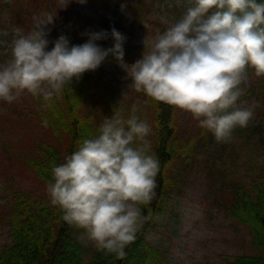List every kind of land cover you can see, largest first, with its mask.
<instances>
[{
    "label": "clouds",
    "instance_id": "1",
    "mask_svg": "<svg viewBox=\"0 0 264 264\" xmlns=\"http://www.w3.org/2000/svg\"><path fill=\"white\" fill-rule=\"evenodd\" d=\"M53 22V16L37 18L26 34L16 29L10 44L4 42L9 58L0 63V100L12 103L27 93L48 102L112 56L131 80L129 88L191 113L218 143L229 142L233 130L246 127L253 116L252 108L237 102L247 68L264 76V2L193 0L174 23L163 19L168 27L162 33L144 38L149 51L130 65L124 61L126 37L114 27L110 33H83L88 40L80 45L70 46L61 35L49 50L47 26ZM109 36L112 47L98 46ZM151 131L134 114L125 119L114 113L98 135L50 168L46 193L61 219L118 260L151 219L141 209L156 196L159 160L149 154Z\"/></svg>",
    "mask_w": 264,
    "mask_h": 264
},
{
    "label": "trees",
    "instance_id": "2",
    "mask_svg": "<svg viewBox=\"0 0 264 264\" xmlns=\"http://www.w3.org/2000/svg\"><path fill=\"white\" fill-rule=\"evenodd\" d=\"M154 6V0L127 1L131 30L138 25L147 34H153L156 29L162 33L167 28L154 16ZM41 12L54 17L52 39L47 37L49 50L61 35L68 38L70 46L87 42L88 36L82 34L95 26L93 19L68 11L57 0H0V30L10 26L11 30L16 28L26 34L33 27L34 16ZM113 15L102 17L99 28L108 31L115 28L110 21ZM98 46L107 48L103 44ZM133 50L126 47L124 58L131 59ZM136 50L141 57L143 51H148L144 46ZM8 58L6 54L2 63ZM107 62L116 60L109 56L101 65ZM246 75L248 89L240 100L253 99L251 105L244 106L252 108L253 116L246 127L237 126L226 143L216 142L214 135L201 127L197 131H182L179 118L185 111L134 89L125 106L128 107L117 109L111 82L104 76L95 78L88 71L78 81L74 78L71 85H66L48 102L27 93L12 103L0 100V110L5 112L0 114V148L9 154L10 161L22 159L26 168L46 185L51 178V166L63 163L64 157L83 140L98 135L103 121L117 112L125 119L134 114L149 124L152 129L146 137L151 145L149 154L159 160L156 196L151 203L141 205L142 213L150 214L151 219L137 233L135 242L125 249L127 255L123 260L95 247L84 257L85 247L80 240L84 230L64 222L62 212L51 205L49 198L12 189V178L0 183V189L10 191L5 206L9 241L1 246L0 264H168L162 251L145 237L166 212L170 194L182 184L180 172L173 167L192 163L200 153L206 157L205 166L210 164L206 173L222 186L221 211L247 229L256 250L253 254H223V264H264V76L257 77L250 67ZM45 103L47 107L43 106ZM16 141L20 150L12 147ZM243 151L249 152L246 168L237 161Z\"/></svg>",
    "mask_w": 264,
    "mask_h": 264
},
{
    "label": "rangeland",
    "instance_id": "3",
    "mask_svg": "<svg viewBox=\"0 0 264 264\" xmlns=\"http://www.w3.org/2000/svg\"><path fill=\"white\" fill-rule=\"evenodd\" d=\"M127 1L84 0L83 2V0H57L68 11L93 19L95 26L89 32L106 31L110 33L111 30H102L99 27L102 17H109L113 13L114 15L110 21L115 25V29L126 37L123 45L124 49L126 47L134 48L132 51L133 57L131 59L124 58L125 63L130 65L142 58L136 48L144 46L142 43L144 38L146 36L155 37L159 30L156 29L155 33L147 34L138 25L131 30V17L127 14L126 8ZM154 1V16L159 18L163 24H165L163 19H167L169 23H174L181 18L193 2V0ZM47 16L50 15L41 12L34 16V20ZM165 25L168 27V24ZM52 26L53 24L47 26L51 29L48 35L50 40L52 39ZM14 30L16 28L11 30L10 26L0 30V63L6 55L7 45L4 42L7 41L10 44ZM97 43L110 48L113 46L114 41L109 36L108 39L99 40ZM146 50L149 51L148 48ZM88 72L95 78L104 76L106 80L111 82L115 91L117 109L124 108L130 102L132 88L128 86L131 80L127 78L126 72L117 62H107L95 71ZM247 82L246 75L245 83L241 85L244 92L248 89ZM252 103L253 99L251 97L237 102L238 106L242 107ZM4 113V110L1 109L0 114ZM189 115V112L185 111L184 116L181 119L179 118L181 130H199V122ZM12 147L16 150L21 149L17 141ZM247 155H249V152L243 151L237 160L244 168H246L248 161ZM8 157L9 154L3 148H0V183L5 180L10 181L9 178H12V189L31 191L33 196L39 195L43 198H49L46 193V184L39 181L26 168V163L19 158H16V161H10ZM204 159H206L205 155L200 153L196 154L195 160L188 165L175 164L173 170L180 172L182 184L178 191L170 194L166 212L146 234L145 239L152 246L162 251L168 264H223L221 257L223 254L256 253L255 248L251 245V238L247 229L228 218L221 211L219 190L222 186L220 187L212 176L206 173L210 164L205 166ZM212 174L214 175L215 172ZM9 192L0 189V249L3 244L9 241L5 220V206L9 199ZM182 221L185 228L183 233L181 230ZM80 240L85 247L84 257H88L95 246L83 234L80 235Z\"/></svg>",
    "mask_w": 264,
    "mask_h": 264
}]
</instances>
